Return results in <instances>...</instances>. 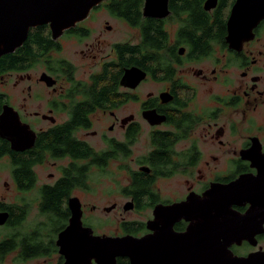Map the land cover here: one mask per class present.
I'll return each instance as SVG.
<instances>
[{"label": "flooded vegetation", "instance_id": "obj_1", "mask_svg": "<svg viewBox=\"0 0 264 264\" xmlns=\"http://www.w3.org/2000/svg\"><path fill=\"white\" fill-rule=\"evenodd\" d=\"M206 1L168 0L165 16L155 19L143 18L141 0L140 20L132 25L110 10L111 0H104L57 40L51 39L48 26L29 30L14 52L15 68L0 70V86L13 78L12 87L21 88L22 101L13 106L0 91V115L4 106L11 107L17 124L11 128L2 122L5 133L33 135V144L16 151L9 139L0 137V142L19 155L41 156L31 165L36 180L28 189L37 196L16 197L11 203L0 198V264H63L56 242L69 225L73 198L80 204L82 227L94 236L128 238L133 244L144 239L146 251L157 255L185 251L193 247L189 228L198 231L199 218L179 216L176 206L187 209L183 203H201L207 197L213 217L210 232L218 234L215 241L225 252L226 264L250 255L253 264H264V3L211 0L207 9ZM99 12L135 37L106 40L104 35L110 38L108 33L116 28L104 21V30L90 40L94 28L89 25ZM158 28L161 36H155ZM35 32L48 40L34 43L30 39ZM146 34L147 40L162 41L140 67L134 64L137 53L130 51ZM64 38L75 39L65 41L77 44L80 57L92 62L84 74L63 56ZM135 68L144 78L131 87L124 75ZM42 75L54 84L47 86ZM147 83L157 89L143 94L141 87ZM38 84L49 91L48 98L39 94ZM57 129H63L59 138L51 132ZM0 161L8 163L11 174L8 156ZM43 165L58 174H50V182L37 179L35 168ZM80 168L89 173L86 187H74L62 198L60 212L66 218L55 232L54 211L51 205L44 207L40 190L57 185L65 170L76 176ZM92 172L100 177L113 173L105 181L111 190L98 205L75 194L94 193L96 188L89 185ZM12 184L17 193L28 192ZM225 194L236 203L216 209L214 200L223 201ZM229 214L250 220L248 239L237 243L219 235L230 227ZM116 264H130V258L117 257Z\"/></svg>", "mask_w": 264, "mask_h": 264}, {"label": "water", "instance_id": "obj_2", "mask_svg": "<svg viewBox=\"0 0 264 264\" xmlns=\"http://www.w3.org/2000/svg\"><path fill=\"white\" fill-rule=\"evenodd\" d=\"M102 1L104 0H0V57L14 53L26 40L31 28L48 26L51 39L57 40L66 30L83 21L89 12ZM210 2L211 0L205 2L207 9H210L212 5ZM167 3L168 0H144L143 18H163L167 13ZM124 78L132 83L131 87H135L144 78V73L135 68L127 71ZM41 80L49 87L54 84V81L46 75H42ZM16 119L14 110L9 106H4L0 120L3 123L6 122L9 127L15 128ZM0 137L9 139L11 148L16 151L30 148L34 140L33 135L20 138L14 133L6 134L4 125L0 128ZM234 185L236 183L232 186ZM239 192L235 191L237 194ZM207 195L210 196V193L207 192ZM227 198L228 195L224 196L222 201L217 197L214 200L216 209L219 206L223 207L222 209L229 208L236 203L232 199L226 200ZM183 207L187 209L176 206V213L179 216L184 214L188 217L193 215L199 218L198 231L189 228L194 239L193 247L190 246V249L185 251H163L157 255L153 250L147 249L146 251L144 239L133 244L128 238L112 239L94 236L91 229L82 227L80 204L77 199L73 198L69 200L72 213L69 225L58 234L56 242L58 254L63 258V264H91L92 262L94 264H116L117 257L130 258V264H146L147 261L155 259L160 261V264H226L225 252L221 251L215 241L218 234L213 235L210 232V220L213 218L210 215V197L201 203L199 201L183 203ZM220 215L223 217V213ZM3 217L4 215L0 214V224L4 221ZM219 217L216 213L214 220L218 221ZM228 220L230 227L227 229L225 227L224 234L219 235L237 243L241 239H248L249 232L245 228L247 224H250V220L246 216L234 217L232 214ZM236 264H253V258L250 255L245 259H238Z\"/></svg>", "mask_w": 264, "mask_h": 264}, {"label": "trees", "instance_id": "obj_3", "mask_svg": "<svg viewBox=\"0 0 264 264\" xmlns=\"http://www.w3.org/2000/svg\"><path fill=\"white\" fill-rule=\"evenodd\" d=\"M110 10L117 15L118 17L128 21L129 23L136 24L140 20L138 7L140 5L141 0H111ZM42 28V27H41ZM40 28V29H41ZM157 28V27H156ZM82 32V31H81ZM78 35V34H77ZM81 35H84L83 33ZM79 35L78 37H80ZM155 36H161L160 28L155 30ZM149 39V35H144V40L140 42L139 45H136L134 48H131L130 52L137 53L135 57L138 58L140 54V58L134 59V64L144 67V61L148 57H153L152 53L155 49H158L159 42L162 40H147ZM30 40H33L34 43L38 45L41 44V40H48L46 37L42 35L41 32L33 33ZM47 45V44H46ZM24 49H26L24 47ZM119 51H125L123 47L119 48ZM27 53V52H26ZM22 56V60L26 58L27 54ZM47 59H40L43 61H48ZM18 57L16 53L5 55L1 57L0 60V70H9L15 68V63L17 62ZM62 63V61L60 60ZM70 126V125H69ZM56 138L61 137L63 129H57L55 131H51ZM47 134V133H46ZM41 135L42 136H45ZM62 147V145L57 144V148ZM3 155L8 156V160L11 166V177L14 183L16 184V188L22 191H28V189L33 187L36 176L32 171L31 165L39 162L41 159L40 155H19L18 153H14L9 151L7 144L5 142H0V157ZM89 178V173L86 172L85 168H80L77 172L76 176L72 175L69 171L65 170L63 173V177L59 179L57 185L52 188H42L40 190V196L43 199V205L45 208L48 205H51L52 210L54 211L55 222H54V231L57 232L61 229L62 223L66 218V213L60 212L62 198L66 197L70 190L74 187H86L85 181ZM138 189L141 190L140 187Z\"/></svg>", "mask_w": 264, "mask_h": 264}, {"label": "rangeland", "instance_id": "obj_4", "mask_svg": "<svg viewBox=\"0 0 264 264\" xmlns=\"http://www.w3.org/2000/svg\"><path fill=\"white\" fill-rule=\"evenodd\" d=\"M106 14V16H105ZM108 21L109 25H112L116 30L114 33H108L110 38L107 37V34L104 35V38L106 40H114V38H118V36H122L123 39L125 38H130V35L134 38L135 35L132 34V31L129 30L125 25L121 24L118 21H115L113 18H109L107 13L105 12H99L97 17L95 18L94 22L90 24L89 26L93 27V32L94 35H92V38L90 40H93L97 36L98 31H103V22ZM137 36V35H136ZM65 40H75L72 38H64L62 39V45L64 47L63 51V56L66 57V59L70 60L77 66V69L79 70V75L84 74L89 70V66H91L92 62H87L84 61L79 53L78 50L80 49L77 44H73L71 41H65ZM38 74L36 75V78L39 76L40 69L37 70ZM13 78H11L8 83H6L5 86H0V91L4 92L10 97V103L11 105L15 106L18 102L22 101L23 95L20 92L21 88H16L14 89L12 87L13 84ZM1 82V81H0ZM39 87V88H38ZM37 90L39 94L44 97L48 98L49 91L46 89V87L41 86L38 84ZM157 89V86L154 85L153 83H147L144 84L141 87V93H146L148 91H153ZM10 167H8V163L6 161H0V198H3L6 202L11 203L15 201V198L17 197H35L37 196V193L35 190H31L26 192L25 194H21L20 192H16L13 184H12V179H11V174H10ZM35 172L37 174V179L39 182H50L49 175L50 174H57V172L52 169L49 166L43 165L35 168ZM110 175H113V173H107V174H102L100 177V174L98 172H92L89 180V185H93L94 188H96L94 193H84V192H75V194L81 198V200L85 203H94V204H100V199L101 196L106 192L108 188L105 184V181H109ZM99 182H103L100 184ZM111 190V189H110ZM33 191V192H32ZM32 192V193H31ZM24 193V192H23ZM98 221L96 220V222ZM52 264H55V260Z\"/></svg>", "mask_w": 264, "mask_h": 264}, {"label": "bare ground", "instance_id": "obj_5", "mask_svg": "<svg viewBox=\"0 0 264 264\" xmlns=\"http://www.w3.org/2000/svg\"><path fill=\"white\" fill-rule=\"evenodd\" d=\"M1 121V120H0ZM1 123H2V121H1ZM3 124V123H2ZM1 124V127L0 128H2L3 127V125Z\"/></svg>", "mask_w": 264, "mask_h": 264}]
</instances>
